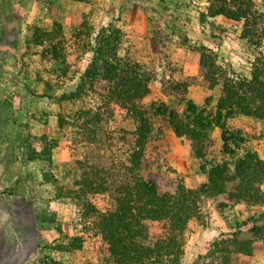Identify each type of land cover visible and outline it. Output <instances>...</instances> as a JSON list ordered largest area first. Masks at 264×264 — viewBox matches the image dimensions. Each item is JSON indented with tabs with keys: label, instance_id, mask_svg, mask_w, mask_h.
Segmentation results:
<instances>
[{
	"label": "rangeland",
	"instance_id": "1",
	"mask_svg": "<svg viewBox=\"0 0 264 264\" xmlns=\"http://www.w3.org/2000/svg\"><path fill=\"white\" fill-rule=\"evenodd\" d=\"M244 23L211 0H0V264H114L100 224L117 206L105 178L112 166L164 190H195L174 264H264V195L230 200L236 181L208 189L211 164L233 169L248 149L262 158L264 117L227 118L256 124L240 128L243 142L228 129L233 154L223 150L225 122L197 148L175 128L186 124L187 100L215 115L225 80L264 70V38L256 46ZM117 60L152 75L133 104L104 101V64ZM253 185L264 191V178ZM166 227L155 220L150 233Z\"/></svg>",
	"mask_w": 264,
	"mask_h": 264
},
{
	"label": "trees",
	"instance_id": "2",
	"mask_svg": "<svg viewBox=\"0 0 264 264\" xmlns=\"http://www.w3.org/2000/svg\"><path fill=\"white\" fill-rule=\"evenodd\" d=\"M260 6L257 0H211V7L216 13L245 20L244 33L252 38L256 46H259L264 38V0ZM204 56L203 66L210 68L207 63L210 55L205 53ZM105 62L104 67L108 73L106 79L109 82L105 103L106 100L117 99L133 104L137 97L141 98L148 92L152 75L148 74L146 69L139 71L136 61L133 62L134 65L131 62L123 64L120 60ZM263 75V67L257 65L250 79L225 80L215 115L206 108L197 106L193 100H187L189 107L186 124L183 128L175 125L176 131L180 132L182 129V133L197 139L194 146L197 148L203 144L200 142V136L205 138L212 125L225 122L222 125L223 150L233 154L235 150L229 147L231 143L230 137L227 136L228 129L239 134L235 141L243 142L244 136L240 128L227 126L226 120L238 114L252 115L258 120L264 117ZM185 87L187 88L188 84H185ZM92 112L88 110L85 114ZM93 115L100 113L95 112ZM178 115L177 112L173 114V122ZM188 125L194 127L189 129ZM136 144L138 150L132 153L131 162L140 164L147 142L140 138ZM211 165L208 189L214 187L225 192L223 189L226 188L222 182L236 181L235 190L228 191L230 200L238 198L250 201L255 199L258 193L264 195L261 187L253 185L256 179L264 178V159L256 150L248 149L239 155L233 163V169L227 164ZM95 167L99 169L98 164H94L92 168ZM134 177L130 170L122 172L115 166L106 173L109 187L117 194L116 209L100 216L108 257L114 264H174L180 260L183 252L181 234L183 235L188 221L193 216L192 201L197 196L195 190L182 184L177 185L174 191L164 190L155 179L140 176L134 180ZM155 220L167 222L166 230L158 236H152L150 233V225Z\"/></svg>",
	"mask_w": 264,
	"mask_h": 264
},
{
	"label": "crops",
	"instance_id": "3",
	"mask_svg": "<svg viewBox=\"0 0 264 264\" xmlns=\"http://www.w3.org/2000/svg\"><path fill=\"white\" fill-rule=\"evenodd\" d=\"M246 116V115H245ZM246 118V117H245ZM235 121L237 120V119H239V121H242V122H235L236 123V126L237 127H240V128H242V129H244V130H250V131H256V129H255V126H256V124H255V122H243V121H246V120H248V118H246V119H244V118H240V116H236L235 118H233ZM217 126H218V124H217ZM216 129V128H215ZM259 145H257V148L256 149H258L260 152H264V141H263V139L261 138V139H259ZM262 158L264 159V154L262 155Z\"/></svg>",
	"mask_w": 264,
	"mask_h": 264
}]
</instances>
